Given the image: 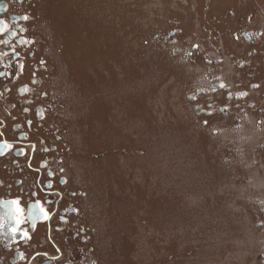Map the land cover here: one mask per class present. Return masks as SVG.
Returning <instances> with one entry per match:
<instances>
[{"label":"rangeland","instance_id":"rangeland-1","mask_svg":"<svg viewBox=\"0 0 264 264\" xmlns=\"http://www.w3.org/2000/svg\"><path fill=\"white\" fill-rule=\"evenodd\" d=\"M34 3L54 78L50 115L70 147V188L86 193L71 234L83 226L89 241L70 239L68 255L264 264V0ZM209 73L230 85L231 100L202 94ZM238 91L251 101L241 124L218 114Z\"/></svg>","mask_w":264,"mask_h":264},{"label":"flooded vegetation","instance_id":"flooded-vegetation-1","mask_svg":"<svg viewBox=\"0 0 264 264\" xmlns=\"http://www.w3.org/2000/svg\"><path fill=\"white\" fill-rule=\"evenodd\" d=\"M37 8L33 0H0V21L3 22L0 23V218L15 209V205L7 203L9 201L18 200L21 209L3 220L0 264H98L89 256L94 251L92 248H88L78 262L68 255L70 239L78 237L83 246L89 241L88 235H83V226L76 229L79 236L71 234L74 222L82 214L76 201L85 200L86 193L70 188L71 177L66 164L70 147L50 115L57 114L56 98L54 90L46 88L51 67L41 53L42 30L35 26L37 21L33 16ZM35 33H39L38 38ZM245 35L241 34V38L251 44L258 37L256 33L251 40L250 35ZM167 40L164 39L166 44ZM243 55L248 59L253 57L248 52ZM239 57L229 59L230 65L241 59V54ZM242 62H237L239 68L244 67ZM247 76L244 82L236 83V87L240 86L238 90L246 87L245 82L250 77ZM205 79L210 86L202 94L211 96L221 92L227 101L232 99L229 84L211 73ZM51 81L48 84H52ZM249 101L247 93L238 91L235 101L220 102L218 114L223 109V114L227 111L241 124L250 110ZM261 112L258 109V113ZM257 125L262 127L261 119ZM5 144L11 147H3ZM41 208L47 212V219ZM13 228L17 229L15 235ZM25 232L26 237L22 235ZM62 234L66 245L58 242V235Z\"/></svg>","mask_w":264,"mask_h":264},{"label":"snow or ice","instance_id":"snow-or-ice-1","mask_svg":"<svg viewBox=\"0 0 264 264\" xmlns=\"http://www.w3.org/2000/svg\"><path fill=\"white\" fill-rule=\"evenodd\" d=\"M23 19L26 20L27 17L25 16V17H23ZM0 23H3V22L0 21ZM223 87H224V85L221 84V88H223ZM205 123H207V121H205ZM3 147H5V148H10L11 145H9V144H5V145H3ZM7 203H10V204H12V205H15L16 207H15L14 210L9 211V212L6 214L5 217L0 218V228H3V227H4V223H3V220H4V219L11 218V217H13L14 213H15V214H18V213L21 211V209L19 208V201H18V200L9 201V202H7ZM40 211H41V213H43L44 218L47 219V218H48V214H47V212H45V210H44L43 208H41ZM19 223H20V220L17 219V224H19ZM16 231H17L16 228H13V229H12V233H13V235H15V232H16ZM22 235L26 237V236H27V233H26V232H25V233H22Z\"/></svg>","mask_w":264,"mask_h":264},{"label":"bare ground","instance_id":"bare-ground-1","mask_svg":"<svg viewBox=\"0 0 264 264\" xmlns=\"http://www.w3.org/2000/svg\"><path fill=\"white\" fill-rule=\"evenodd\" d=\"M16 56V55H15ZM6 69V68H5Z\"/></svg>","mask_w":264,"mask_h":264}]
</instances>
